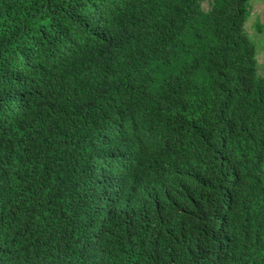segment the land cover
<instances>
[{
    "label": "trees",
    "instance_id": "1",
    "mask_svg": "<svg viewBox=\"0 0 264 264\" xmlns=\"http://www.w3.org/2000/svg\"><path fill=\"white\" fill-rule=\"evenodd\" d=\"M252 1L0 0V264H264Z\"/></svg>",
    "mask_w": 264,
    "mask_h": 264
},
{
    "label": "rangeland",
    "instance_id": "2",
    "mask_svg": "<svg viewBox=\"0 0 264 264\" xmlns=\"http://www.w3.org/2000/svg\"><path fill=\"white\" fill-rule=\"evenodd\" d=\"M257 0L252 1L251 5H252V12L249 16V18L246 21L245 24V30L247 32V34L249 35L250 39L255 43L256 48H257V59H258V69L259 71L261 70L262 67V62L264 61V36H260V34L258 33V23H262L263 22V18H259L257 17L256 11H257V7L254 6V4L256 3ZM262 1V0H261ZM207 6V4L205 3V7ZM263 10V9H262ZM262 10H261V16L262 15Z\"/></svg>",
    "mask_w": 264,
    "mask_h": 264
},
{
    "label": "crops",
    "instance_id": "3",
    "mask_svg": "<svg viewBox=\"0 0 264 264\" xmlns=\"http://www.w3.org/2000/svg\"><path fill=\"white\" fill-rule=\"evenodd\" d=\"M254 6L257 7V11H256V14H257V17L258 19L261 17V10L264 8V0H257L256 3L254 4ZM262 36V35H260Z\"/></svg>",
    "mask_w": 264,
    "mask_h": 264
},
{
    "label": "clouds",
    "instance_id": "4",
    "mask_svg": "<svg viewBox=\"0 0 264 264\" xmlns=\"http://www.w3.org/2000/svg\"><path fill=\"white\" fill-rule=\"evenodd\" d=\"M262 17V16H261ZM261 19V18H260ZM256 53H257V48H256ZM264 63V61L262 62V64Z\"/></svg>",
    "mask_w": 264,
    "mask_h": 264
}]
</instances>
